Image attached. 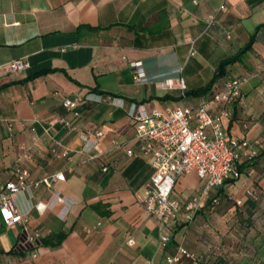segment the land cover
<instances>
[{"label": "crops", "instance_id": "0c3cea01", "mask_svg": "<svg viewBox=\"0 0 264 264\" xmlns=\"http://www.w3.org/2000/svg\"><path fill=\"white\" fill-rule=\"evenodd\" d=\"M210 15L216 20L207 26ZM234 57L212 82L220 64ZM18 58L31 67L12 71L9 63ZM131 61H142L146 80L134 79ZM239 75L248 77L239 101L213 100ZM169 76L184 77L186 90L157 85ZM89 93L104 100L64 105ZM204 101L228 136L264 145V0H0V185L18 167L31 179L64 171L55 189L69 199L30 211L31 233L41 239L65 233L60 244L39 245L36 256L15 249L22 225H7L0 212V264H166L179 246L201 263L234 262L240 256L235 210L264 192V155L220 186L217 207L207 201L191 222L182 209L166 229L141 204L153 167L141 153L131 104L151 111ZM203 185L192 171L173 194L183 207ZM52 195L42 184L17 204L26 208ZM166 230L171 240L162 247Z\"/></svg>", "mask_w": 264, "mask_h": 264}, {"label": "built area", "instance_id": "2783aa9c", "mask_svg": "<svg viewBox=\"0 0 264 264\" xmlns=\"http://www.w3.org/2000/svg\"><path fill=\"white\" fill-rule=\"evenodd\" d=\"M225 7L222 5L221 9ZM215 20V15H210L206 19L207 26L214 24ZM195 53L196 49L192 47L191 54ZM9 65L12 71H23L31 67L27 58L14 59ZM130 66L136 81L147 79L142 61H131ZM247 81L246 75L227 79L222 88L213 93V100L239 101ZM156 83L162 89L178 87L185 91L187 88L182 76L165 77ZM85 100L101 101L104 97L95 93L84 96L77 94L73 98H66L64 105L71 109ZM209 105V101H204L198 105L185 103L164 108L155 107L151 111L139 110L135 104H131L129 108L137 134L143 140L141 153L151 160L153 167L141 204L166 229L180 220L182 209L183 220L191 222L197 211L206 206L207 201L210 200V208H216L220 203L217 195L219 187L227 178L240 177V164L253 159L258 153V146L246 137L228 136L221 121L210 111ZM8 129L12 131L11 126ZM102 134V131L97 132V135ZM127 153L133 154L134 150L128 149ZM68 154L69 149L63 150L62 155ZM109 164L106 161L103 170H107ZM192 171L198 174L204 185L202 191L182 207L181 201L173 194L174 188L181 176ZM64 179V171L41 179H31L27 168L18 167L14 177L0 185V212L3 221L7 225H22L15 245L17 251H32L33 255H37L38 246L42 242L38 233L33 234L29 230L30 211L36 209L43 213L47 209H54L58 203L68 202L69 199L55 189V183ZM42 184L53 191L49 199L32 200L26 208L18 206L17 199L20 195L28 194L33 198V189ZM211 192H214L212 198ZM247 192L251 193L250 190ZM67 211L68 209L65 212ZM170 240L171 233L164 231L161 235V246L166 247ZM183 260L199 264L196 253L184 246H179L173 255H168L166 264H176Z\"/></svg>", "mask_w": 264, "mask_h": 264}, {"label": "trees", "instance_id": "16d2710c", "mask_svg": "<svg viewBox=\"0 0 264 264\" xmlns=\"http://www.w3.org/2000/svg\"><path fill=\"white\" fill-rule=\"evenodd\" d=\"M82 27L83 26L78 27V30L81 29ZM85 27H88V26H85ZM88 28H92V27H88ZM234 59H235V57L232 59H228L226 61H223L220 64L218 71L215 75V78L212 80V82H215L219 76L224 74L226 65L228 63H230L231 61H233ZM95 88L98 89L97 86ZM202 90H205V89L202 88ZM263 155H264V145H258L257 155L249 161L242 162L239 166L240 172L241 173L244 172V170L247 166H250L251 164L257 162V160ZM232 180H235V178H233V179L227 178L222 185H224L225 183H229ZM221 191H222V188L218 189V192H217V195L220 198V200H221V196H220ZM248 194H251V193H248ZM263 202H264V197H262V195L258 199L255 198L254 200L249 197L237 209V210H239V216H236V218H235V233L236 232L238 233V238H236V252L240 256H238V258L235 259L234 262H232L233 264H239L241 261H243L248 256H251V255L253 256V254L256 252V248L252 249L250 247V249H248V247H247L248 243L245 240V238L248 235V233H250L249 230L251 228H253V225L255 224V215L258 212L260 206H262ZM96 207H98V206H96ZM64 236H65L64 232L52 233L49 236L41 239V242L57 245V244L61 243ZM197 260H198L199 264H210L207 262L201 263L200 257L198 255H197ZM214 264H223V263H221V261H218V262L215 261Z\"/></svg>", "mask_w": 264, "mask_h": 264}, {"label": "rangeland", "instance_id": "374dc122", "mask_svg": "<svg viewBox=\"0 0 264 264\" xmlns=\"http://www.w3.org/2000/svg\"><path fill=\"white\" fill-rule=\"evenodd\" d=\"M264 197V192L261 193ZM238 211V212H237ZM198 212V211H197ZM235 215L239 216V210H235ZM250 233L246 236L245 240L248 243V249L250 247L256 248V252L253 256H248L239 264H264V202L260 206L258 212L255 215V224L253 228L249 230ZM236 238H238V233H235Z\"/></svg>", "mask_w": 264, "mask_h": 264}]
</instances>
